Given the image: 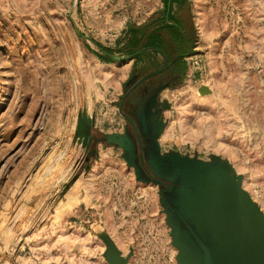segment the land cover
<instances>
[{
  "label": "rangeland",
  "instance_id": "rangeland-1",
  "mask_svg": "<svg viewBox=\"0 0 264 264\" xmlns=\"http://www.w3.org/2000/svg\"><path fill=\"white\" fill-rule=\"evenodd\" d=\"M163 10L0 0V264H110L109 247L127 264H205L169 205L199 217L185 219L214 243L207 264H229L232 245L240 264H264V0L187 1V71L156 79L143 122L123 97L161 66L128 37L150 23L168 36ZM222 184L239 186L240 211L207 218L200 195L231 194Z\"/></svg>",
  "mask_w": 264,
  "mask_h": 264
},
{
  "label": "water",
  "instance_id": "water-1",
  "mask_svg": "<svg viewBox=\"0 0 264 264\" xmlns=\"http://www.w3.org/2000/svg\"><path fill=\"white\" fill-rule=\"evenodd\" d=\"M199 92H200L201 95L205 96V95H207L209 93V89H207L206 87H202L199 90ZM181 176H183V178L188 176V178H189V177H192V174L191 173H190V175L183 174ZM206 182L209 183V181H206ZM235 186H236V184H233V186L232 185L222 184V188H229L230 187V188L233 189L231 194H229V192L227 190H223V189L218 193L217 189H215V191H213V189H212L213 187L211 185H206L205 186L204 195H200V197L202 198L200 203H202V204L199 207L200 210L205 213V217H207V218L216 217V218H220L222 220H225V219L228 220V218L230 219L231 217H228L229 215H231L232 217H236V215L239 213L238 211H240L241 203H240V206H237V204L235 203L236 209H234V212H230V211H232V208L230 207V205H231L230 202L231 201L230 200H225L226 196H228V198H231L232 195H234V196L237 195V193H238L237 191L239 189V186H236V187ZM234 188L236 189L235 194H234ZM172 189L173 188L169 187V190H172ZM241 197L242 196H241L240 189H239V198L237 197V200H240ZM218 199H220L219 200V202H220L219 205H221L223 207V209L221 207L217 206L216 200H218ZM244 201H246L248 203L246 205L247 208H249V209L251 208V210H253V208H254V210H253L254 213L256 211L260 212V209H258L257 205L253 204L251 201H249L248 198L244 199ZM169 208L171 209V212L173 214H175L177 217L182 219L183 223L188 228L189 232H191V234L194 235L195 239L198 240V242L201 244V246H202V248H203V250H204V252L206 253V256H207L206 259H205L206 260L205 264H207L208 263L207 262V258H208V255L210 253V250H211L210 246L214 247L213 246L214 243L209 240L208 236H206L207 232L206 233H205V231L203 232L202 228L199 229V235L196 232H194L193 229L191 228L192 226L189 225L187 223V220L185 219V218H188L189 221L192 222L193 220H190V219H198L199 217H197L194 214L185 216L187 208L183 209L182 207H176V206L173 207V206H170V205H169ZM229 208H231V210ZM223 232H225V229H223V228H217V230L215 232L216 239H214L213 241L217 243V244L215 243L216 244L215 247H217V249L220 248L219 247L220 244L218 242H220L221 240H222V242L224 241ZM224 246L225 247H229L228 245H224L222 243L221 244V248L223 249ZM240 247L241 246H239V248ZM235 248H236V246L234 247V245H232V250L231 251H232V259L233 260L230 257V263L229 264H240L239 261L236 258H234ZM243 250H244V248H243ZM109 251H110V253H109V255H110V264H127V261L121 262L119 260L117 252H116V250L113 247H109ZM223 257H224L223 262H228L229 258L227 256V254L223 253Z\"/></svg>",
  "mask_w": 264,
  "mask_h": 264
},
{
  "label": "flooded vegetation",
  "instance_id": "flooded-vegetation-1",
  "mask_svg": "<svg viewBox=\"0 0 264 264\" xmlns=\"http://www.w3.org/2000/svg\"><path fill=\"white\" fill-rule=\"evenodd\" d=\"M169 27L176 28L177 25H173V23L169 24ZM180 27V25H179ZM170 28V32L171 29ZM180 29H184L181 25ZM181 36V35H180ZM181 38H183L181 36ZM169 43L170 46H169ZM168 44V45H167ZM191 45V43H190ZM166 46H169L166 47ZM172 46V47H171ZM178 44L172 40V38L168 36H164L163 46L161 47H152V46H146L145 48L148 50H151L150 56L152 57L153 65L156 67V64L161 68L149 73L145 77H143L140 81L135 83L130 87V89L126 92V94L123 97L121 108H123L125 105L128 106V109H133L135 113L138 112V110L141 112L143 110V114L141 117V120L145 122L146 114L145 110L148 106H150L151 98H153V95H155V92L149 95L150 90H154V85L157 83L156 79L164 75L165 72H168V70L174 74L175 76H178L179 80L182 79L183 73L182 68H185L187 66L186 64V57L189 55L188 53H179L178 52ZM174 53H172L173 51ZM177 56V57H176ZM176 57V58H175ZM176 59V61H175ZM155 61V62H154ZM175 61V62H173ZM172 62L174 65H172ZM159 93V92H158ZM154 108H152L153 110ZM137 111V112H136ZM130 122L136 123L139 122L138 117L132 115L130 117H127ZM139 131L137 130V133ZM142 133V132H141ZM150 132H148L149 134ZM140 135V132L138 133ZM143 137H141V140L143 141ZM147 153V149L143 147L142 149V157Z\"/></svg>",
  "mask_w": 264,
  "mask_h": 264
},
{
  "label": "trees",
  "instance_id": "trees-1",
  "mask_svg": "<svg viewBox=\"0 0 264 264\" xmlns=\"http://www.w3.org/2000/svg\"><path fill=\"white\" fill-rule=\"evenodd\" d=\"M164 4V10H163V22L165 23L166 26H169L168 24H176V25H182V20L180 18V13L183 10V7L187 5V0H163ZM156 24H147L143 28H132L129 32V37H128V44L130 46L141 48L142 44L141 41L143 40L146 45L152 46V47H161L163 46V41H164V36L161 30L159 28L156 29L154 27ZM165 27V26H162ZM166 28V27H165ZM170 30V27H167ZM173 36V37H172ZM171 33L168 34V37L174 39V41L178 44V52H181V45L182 43L181 36L178 35H173ZM163 40V41H162ZM141 44V45H140ZM193 45L191 44V47ZM191 47L190 51L186 52L188 54H191ZM142 50V49H141ZM185 53V54H186ZM186 67L182 68V73H186Z\"/></svg>",
  "mask_w": 264,
  "mask_h": 264
},
{
  "label": "crops",
  "instance_id": "crops-1",
  "mask_svg": "<svg viewBox=\"0 0 264 264\" xmlns=\"http://www.w3.org/2000/svg\"><path fill=\"white\" fill-rule=\"evenodd\" d=\"M188 1V0H187ZM187 5H185L184 7H183V10L181 11V13H180V15H182V13H183V11L185 10V7H186ZM182 20V19H181ZM166 23V22H165ZM167 25V24H166ZM166 25H162V26H165V27H167ZM169 25V24H168ZM173 25H176V24H174L173 23ZM182 27L184 28V29H180V27H179V24L177 25V27L175 28H171L172 30H171V36H172V34L174 35H177V37H178V35L180 36H182L183 38H182V40H181V42L180 43H182V45H181V52L180 53H186V52H188V51H190V47H191V45H190V43H191V36H189V34H185V23L183 22V20H182ZM156 28H159V26H157ZM173 37V36H172ZM164 38V37H163ZM172 40H174V39H172ZM163 41V40H162ZM190 55V54H189ZM177 57V56H176ZM175 57V58H176ZM175 61H176V59H175ZM175 61H173V62H175ZM172 62V65H174V63ZM186 69H187V66H186ZM187 71V70H186ZM248 138H249V132H248V136H247ZM236 187V186H235ZM238 189V188H237ZM238 193H237V195H232L231 196V198H228V196H226V198H225V200H230L231 202H230V207L232 208V211L231 212H234V209H236V207H235V203L237 204V206H240V200H237V197L239 198V189H238V191H237ZM249 201H251L253 204H256L255 203V201L249 196ZM219 200L220 199H218V200H216V203H217V206L218 207H221L222 209H223V207L221 206V205H219L220 204V202H219ZM227 203V202H226ZM259 207V206H258ZM260 209V208H259ZM260 211H262V210H260ZM263 212V211H262Z\"/></svg>",
  "mask_w": 264,
  "mask_h": 264
},
{
  "label": "bare ground",
  "instance_id": "bare-ground-1",
  "mask_svg": "<svg viewBox=\"0 0 264 264\" xmlns=\"http://www.w3.org/2000/svg\"><path fill=\"white\" fill-rule=\"evenodd\" d=\"M248 136V133L246 134V137Z\"/></svg>",
  "mask_w": 264,
  "mask_h": 264
}]
</instances>
